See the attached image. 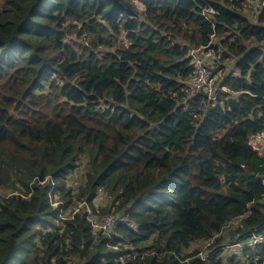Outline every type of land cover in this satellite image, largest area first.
<instances>
[{
    "label": "trees",
    "instance_id": "obj_1",
    "mask_svg": "<svg viewBox=\"0 0 264 264\" xmlns=\"http://www.w3.org/2000/svg\"><path fill=\"white\" fill-rule=\"evenodd\" d=\"M251 6L255 21L244 0L0 3V264H264ZM212 34L215 99L187 85Z\"/></svg>",
    "mask_w": 264,
    "mask_h": 264
},
{
    "label": "built area",
    "instance_id": "obj_2",
    "mask_svg": "<svg viewBox=\"0 0 264 264\" xmlns=\"http://www.w3.org/2000/svg\"><path fill=\"white\" fill-rule=\"evenodd\" d=\"M248 5H252L256 0H244ZM214 42V34L211 35V40L207 45L193 47L189 50L188 58L192 66V74L188 80V90L193 93L198 90H205L210 93V96L215 99L214 83L215 77L212 73L215 61L218 58L217 52L212 47ZM259 136L252 140L253 145H256V140H259ZM116 220L112 216H105L101 219L102 227L105 231H109L110 228H114L117 224ZM258 240H264V235L260 236Z\"/></svg>",
    "mask_w": 264,
    "mask_h": 264
},
{
    "label": "rangeland",
    "instance_id": "obj_3",
    "mask_svg": "<svg viewBox=\"0 0 264 264\" xmlns=\"http://www.w3.org/2000/svg\"><path fill=\"white\" fill-rule=\"evenodd\" d=\"M4 0H0V3H2ZM256 7H254V6H251V5H248V7L247 8H245V11H246V13L248 14V17L252 20V21H255L257 18H256V16L255 15H257L258 16V13L256 12ZM215 38V37H214ZM215 40H216V38H215ZM217 42V41H216ZM197 48V47H196ZM218 59H220V58H218ZM218 63V62H217ZM221 64H224V66H222V67H220L219 69H217V67H215V69H214V72L216 71V73H214L216 76H217V78H216V80H219L221 77H222V75L224 74V72H226L227 70H233V60H226V61H224V62H219V66H221ZM254 147L256 148V149H258V152L260 153V154H264V134L263 135H261L260 137H259V140H256V145H254ZM81 173H78V178H77V180H76V183L77 184H79L80 183V178H81ZM101 198L103 199V197L101 196ZM105 199V198H104ZM101 202H103V200L101 201ZM101 202H98V203H101ZM255 239V238H254ZM209 244H204V247L206 248L207 246H208ZM203 246V245H202ZM201 247V246H200ZM200 247H198V248H200ZM195 248H197V246H194L192 249H191V251L192 250H194ZM204 249V248H203Z\"/></svg>",
    "mask_w": 264,
    "mask_h": 264
}]
</instances>
